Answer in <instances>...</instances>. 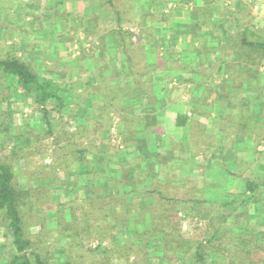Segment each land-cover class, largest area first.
I'll return each mask as SVG.
<instances>
[{
  "label": "rangeland",
  "instance_id": "374dc122",
  "mask_svg": "<svg viewBox=\"0 0 264 264\" xmlns=\"http://www.w3.org/2000/svg\"><path fill=\"white\" fill-rule=\"evenodd\" d=\"M67 1L69 4L66 5ZM90 1L91 0H86V2L82 0H0V59L10 56L19 57L20 59L23 58L30 63V66L37 75L42 78L56 80L58 86L68 89L65 98L66 96L69 97L65 100L67 105L63 112L65 115L63 121L66 124L63 125L66 126L69 131L75 130V126L71 119L66 118V115L68 114V111L73 108V100L79 101L80 96H82L83 93V87L80 88L77 85L79 78L78 74L81 73V70L78 68L76 57L83 52V54H85L83 57L87 59L86 63L89 62V64L92 65L96 53L100 51L102 55L100 58L101 62H98V60L95 62L97 67L98 63L101 65L107 63L109 64V68L104 70V72L102 71V75H100L97 70L98 68L95 67L94 69L93 66L92 74L99 77L101 82L108 78L109 75L107 73L111 72L112 68V62L110 61L111 56L109 54L110 43L106 38L108 32L112 31L110 29L115 26V14L110 12L108 4H105L104 7H98L96 5L92 6L94 7L92 11L99 12L100 21L105 28L100 31H95L92 35L85 34L81 20H84L83 18H85L84 13L86 8L88 10L90 4L93 5ZM113 1L115 2L113 8L117 9L118 13H124L126 11V5L129 6L127 0ZM90 9L92 8L90 7ZM65 11L69 12L68 17L65 15ZM243 12L245 13V16L247 15L244 22L245 26L248 28L250 27L254 31H258L259 35H262L258 38L264 40V14H258L259 17L257 16L258 18H256L250 8L246 5ZM126 16L128 17V14ZM134 17L136 16H132L131 18L134 19ZM65 20L67 22H65ZM132 22L133 21L126 20L125 18V20L119 23L118 29L120 28L122 32L124 30L129 31L130 27L134 29L135 26L133 27L132 24L134 23ZM113 31L117 32L118 30L113 29ZM252 38V36H246L247 40ZM137 41L138 38L135 40L130 39L131 43L128 44V41L126 43L131 49H133ZM103 57H105L104 61ZM170 58L171 57L166 58V61L171 62ZM63 64L64 66L62 68L64 69L61 72L62 68L60 67ZM166 65L170 68L169 64ZM1 85L2 84L0 83V86ZM5 85L10 87V79H5ZM105 86H108V84L106 83L104 85L100 83L95 87H99L98 91L102 90L101 88H103V91H106ZM11 87H14L15 89L12 96H8L5 99L0 97V159L9 161L10 150L15 146L24 148V151L26 152L31 151L28 156L31 164L30 168L24 163V158H17V160L12 162V167L16 176V184L18 188L22 190L34 187V180L29 179L28 177L29 171L31 172L35 167H42L43 169L47 168V170H49L50 166H53L52 156L55 158L53 153H57L54 151L56 146L53 144L51 138H46L35 143L32 148L38 147V151L30 150L28 146L30 144L28 140L29 135L27 132L32 129H36L39 133L42 132V113L40 112V107H38L32 99L19 92L15 84L11 85ZM90 90L93 91V88L90 87ZM113 92H115L116 97L114 100L117 105L114 107L115 110L109 113V116L112 118L110 121L109 134L103 136L102 133L104 132L102 130L99 134L100 137H103V142L108 143L107 145L110 149H104L101 145L99 148L100 153L95 154V156H99L102 160L107 157L108 150L114 152L116 149L113 162L109 164L107 160L105 161L106 170L104 172L106 176H117L123 179L125 184L129 186H124V188L129 191V189L135 185L132 175L133 171L137 169V165L133 162L137 158L141 159V163L143 161L145 162L146 159L144 158L145 155L138 152L134 141L131 140L134 133L128 131V128H125L127 125L125 124L123 128L121 127V130L125 135H127L128 132V139L127 136L123 139L117 135V127L115 126L121 115H127L130 120H132V124L135 123V125L138 126L141 124L138 117V119L132 118V111H134L133 108L135 107H131L125 103V101L131 96V93L129 91L123 92L121 90ZM11 93L12 92L9 91L7 95H10ZM1 94L2 92H0V95ZM100 94L101 96L103 95L102 101H99L101 105L108 101L109 96L105 97L104 93L101 91ZM71 97H73V100ZM77 97L79 100H77ZM84 109L81 108L78 112L81 115H84L85 112H87L84 111ZM128 109L129 111L126 112ZM90 111L91 108L89 109V113H92V111ZM3 126H12L13 129L3 132ZM138 126H136V130L134 131L136 134L140 135L141 132L137 133ZM107 128L108 127H102L103 130ZM20 133L23 135L25 134V137L19 135ZM238 134L239 133L237 132H231L230 140L226 143V146L228 147L227 149L231 150L233 157H236L234 158V164L228 162L224 163L222 160L220 161V155L217 154V150L221 149H215L214 147L209 149L215 151L209 156V164L206 165L205 161H207L208 155H198L200 154L201 149H204L205 146H209V137H204V135L202 136L201 134L200 137L198 133L196 135L198 143L195 147L193 145L190 149L191 155H185L182 153L177 158L179 160H185L186 165L183 163L180 164V162L176 163L178 160L174 157L173 153H169L165 157L161 153L156 155L158 156V162L163 161L161 165H164L161 168V165L159 166L158 163L156 165L155 162L153 163V166L157 168L155 173H157L161 179V182L158 183V189L163 191V194H165L166 197L171 196L176 199H188L186 201L177 200V202H171V204H168L169 208H174L180 219L181 231L178 233L182 238L180 241L182 242V246H189L193 241H202L205 243L209 238V235L212 233L217 232L216 236L218 237L219 232H225L227 234L221 236L218 240L221 244L215 249L216 251L219 249L218 253L220 256H225L228 253L227 249H229V244H233L234 248L237 247V243L235 244L233 241L229 240V234L232 236L236 235L233 228L237 229V231L239 228L241 229L242 232L238 233L239 236L242 235V237H249V235L253 236L254 233H259L264 239V225L259 224L260 221H264V135L262 138L259 137L261 138L259 140V138L256 139V137L261 135V133L242 132V134L246 135V139H254L252 142L254 146L252 149H249L239 148L237 146H235V148L232 147L233 143L236 141L235 137ZM190 135L189 138L195 140V134L193 133ZM169 140L170 142H173V140L168 137L167 141ZM126 144L129 146L128 149L127 146H125ZM60 150H58V155L60 154ZM174 150L176 149L171 148L172 152H174ZM237 154H239V156H237ZM151 156L152 155L145 157ZM87 157L89 158L90 155H87ZM151 159L154 158L151 157ZM93 162L96 161L93 160ZM145 163L146 170L144 174H147L151 181L153 177L149 169L150 165L148 166V163ZM120 165L122 167L121 169L119 167ZM81 167L82 166L78 168V171L77 169L71 168L70 172L65 176V181L61 188L54 185L49 189L53 199L67 202L73 199V194L78 198H84L85 191L83 186L85 187L86 183L87 185L90 183L91 177L85 176L79 172ZM57 176L59 178L63 177L61 172H58ZM110 176L107 177L111 178ZM243 179H249L262 185L263 188L261 193L256 197L255 203H249L246 205V208L240 207L232 212L231 216L221 226V229L217 230L216 227L221 224L218 223L215 214L219 205H216L215 203L227 202L231 199L233 194L243 193ZM103 185V194H106L109 187L107 183H103ZM124 188H117V190L111 191L110 193H120ZM71 191L73 192L72 194ZM134 196L140 200L142 206L147 202H152L149 197H143L142 195H139V193H134L132 197ZM196 198H198V200H208L209 205L198 202L196 203ZM45 215L46 228L49 230L47 237H45V245L49 247L48 249L50 252L53 250L54 257L62 260L65 255L64 251H66L65 249L69 237H67L66 241L61 243H57V241L55 242V232L51 230L55 227V219L49 218V215L47 214ZM233 220H235V222H233ZM99 223L100 230H103V219L100 220ZM76 227L80 230L82 224L79 223ZM83 227L86 228V225H83ZM246 229L252 234H246ZM29 230L32 234H35L39 229L38 226L32 225ZM83 230L84 229H82V231ZM132 231H134V226L132 221H130L128 223V232L131 234ZM117 233L120 235L122 232L118 231ZM5 241H11V236L5 229L3 216L0 215V243ZM77 241L81 246L80 248H77L75 242L71 244V241H69L70 247H68L70 253L77 256V259L73 261L75 264H94L95 258L99 260L101 256L108 255V250L105 253H100L98 250L92 252L93 250L91 249L97 244L96 237L95 240H91L88 244L85 243V240L84 242H79L80 240ZM254 242L256 243V241ZM262 242H264V240ZM262 242L256 244H261ZM102 246L105 249H108V242H103ZM260 255L261 257H264V251H262ZM212 258H207L208 263ZM173 264H185V260L179 257Z\"/></svg>",
  "mask_w": 264,
  "mask_h": 264
},
{
  "label": "trees",
  "instance_id": "16d2710c",
  "mask_svg": "<svg viewBox=\"0 0 264 264\" xmlns=\"http://www.w3.org/2000/svg\"><path fill=\"white\" fill-rule=\"evenodd\" d=\"M82 1L86 2V0ZM90 2L93 5H88L89 10L84 13V20H81L84 33L88 35L105 28L100 21L99 12L92 11L90 7L94 8L92 7L94 5L104 7L108 4L115 18L119 15L118 10L113 8L115 6L113 0H91ZM195 12L196 8L190 11L192 14ZM118 22H120L119 17ZM114 34L118 39L116 42L119 47L127 45V41L128 44L131 43V33L128 30L122 32L119 28L117 32L114 31ZM243 42L247 48L254 47L256 50H261L262 55L264 54V40L259 38L246 40L245 37ZM123 52L128 58L126 50ZM83 56L85 54L81 52L76 57L78 68L81 71L86 70L83 65H86L87 59ZM108 65L103 63L102 66L97 67L100 75L102 71L109 68ZM7 78L10 79V87L5 85ZM0 83L2 84L0 86L2 99L14 94L15 89L11 85L15 84L19 92L32 99L40 107L42 132L39 133L36 129L27 132L30 150L38 151V147L32 148L34 144L51 138L56 146L54 151L57 153H53L55 158L51 155L53 166H50L49 170L35 167L31 172L29 171L28 177L34 180V187L22 190L16 184L12 162L17 158H24V163L30 168L28 156L31 151L26 152L24 148L15 146L10 150L9 161L0 159V215L3 216L5 229L11 236V241L0 243V264H75L73 261L77 259V256L68 250L69 241L71 244L75 242L77 248H80L77 240H80L79 242L85 240L88 244L91 240H95V237L97 244L91 249L92 252L98 250L100 253H105L108 250V255L101 256L99 260L95 258L94 264H173L179 257L185 260V264H264V257L260 255L264 251V242H262L264 239L259 233H254L249 237L239 236L238 233L242 232L240 228L238 231L233 228L236 235L229 234V240L237 243V247L234 248L233 244H229L228 253L225 256H220L219 249L215 250L221 244L218 240L227 234L225 232H219L218 237L217 232L212 233L205 243L193 241L189 246H182L180 242L182 238L178 233L181 231L180 219L174 208H169L168 204L177 202V200L186 201L187 198L166 197L163 191L158 189V183L161 182L160 177L154 172L153 174L157 176L152 175L153 178L150 181L148 175L144 174L146 163L144 161L141 163L140 158L133 162L137 165L132 175L135 185L127 191L124 186L128 185L123 179L107 175L111 177L109 178L104 172L106 170L105 161L107 160L109 164L113 162L116 149L114 152L108 150L107 157L99 162H93L87 157V155L99 154L101 145L104 149H110L108 143H104L103 137L99 134L101 130L104 132L103 136L109 134L112 120L109 113L115 110L114 107L117 105L114 98H108L104 104L91 107L92 113L88 110L81 115L78 110L84 106V102L78 97L79 101H74L71 97L73 108L68 111L66 118L72 120L75 130L69 131L63 125L66 124L63 121L65 119L63 112L67 105L65 100L69 96L65 98L66 91L53 80L37 75L29 62L13 56L0 59ZM9 91L12 93L7 95ZM111 93L115 94L112 91ZM128 111L129 109L126 110ZM180 121L181 117H178L177 124H181ZM125 124L128 131L132 127L136 128V125L132 124V120L127 115H121L119 121L117 120L115 126L117 135L123 139L127 136L128 139V132L125 135L121 130ZM102 127L108 128L103 130ZM10 129H13L12 126H3L2 131ZM19 135L25 137V134L20 133ZM125 146L129 148L127 144ZM58 150H60L59 155ZM161 164L162 162H158L159 166ZM80 166H86L87 173L91 177L90 183L83 186L84 198H78L73 194L71 201L61 202L53 199L49 189L54 185L61 188L71 168L78 171ZM163 166L161 165V168ZM119 167L122 168L121 165ZM58 172L62 173V178L57 176ZM103 183H107L109 187L106 194H103ZM243 183V193L233 194L227 202L215 203L219 205L215 214L218 223L221 224L216 227L217 230L221 229L232 212L240 207L246 208L249 203H255L256 197L263 188L262 185L249 179H243ZM120 187L124 188L120 193H110ZM134 193L149 197L152 202H147L142 206L139 199L132 197ZM195 202L209 205L206 199L196 198ZM45 214L55 219V227L51 229L55 232V242L61 243L69 237L62 260L54 257L53 250L50 252L49 247L45 245V237L49 232L46 228ZM102 219L104 229L100 230L99 222ZM130 221L134 226L131 234L128 232ZM79 223L82 224L80 230L76 227ZM259 224L264 225V221H260ZM32 225L38 226L39 230L35 234L29 230ZM83 225H86V228ZM118 231L122 233L119 235ZM245 233L252 234L248 229ZM105 241L108 242V249L102 246ZM254 241L262 243L256 244ZM208 257L212 258L209 263Z\"/></svg>",
  "mask_w": 264,
  "mask_h": 264
},
{
  "label": "crops",
  "instance_id": "0c3cea01",
  "mask_svg": "<svg viewBox=\"0 0 264 264\" xmlns=\"http://www.w3.org/2000/svg\"><path fill=\"white\" fill-rule=\"evenodd\" d=\"M127 3L126 11L116 14L115 26L106 38L113 63L108 78L101 82L92 74L93 66L94 69L97 67L95 62H101L100 51L92 65L87 62L83 65L86 70L78 72L77 85L83 87L82 108L88 111L100 105L103 97L100 91L108 98L116 97L111 91H129L131 96L125 103L135 107L132 118L138 117L141 124L136 125L140 135L135 133V127L130 128L129 131L134 133L131 140L140 154L154 158L144 156L153 177L157 170L153 163H158L156 155L161 153L165 157L173 153L176 159L182 153L191 155L190 149L198 143L197 133L209 137V146L204 144L205 148L198 155H208L206 165L215 151L209 149L214 147L221 149L217 150L220 161L234 164L236 157L226 146L231 132L239 133L234 148H253L254 139H246L242 132L261 133L256 139L264 135V54L254 47L247 48L243 42L247 35L255 39L262 36L244 23L247 18L243 12L245 5L256 18L259 17L251 2L127 0ZM193 8H196L194 14L190 13ZM68 14L65 11L67 17ZM132 16L136 17L132 19ZM118 17L120 22L126 18L134 23V29L129 28L131 39L138 38L133 49L128 45L119 47L116 42L113 29L118 30ZM169 57L171 62L166 61ZM98 66L102 65L98 63ZM98 82L108 84L106 91L103 88L98 91L99 87H95ZM61 89L68 91L64 87ZM178 117H181V124H177ZM193 133L195 140L189 138ZM168 137L173 142L167 141ZM171 148L176 150L172 152ZM89 159L101 160L99 156ZM177 160L176 163L186 165L185 160ZM79 172L89 176L86 166Z\"/></svg>",
  "mask_w": 264,
  "mask_h": 264
},
{
  "label": "built area",
  "instance_id": "2783aa9c",
  "mask_svg": "<svg viewBox=\"0 0 264 264\" xmlns=\"http://www.w3.org/2000/svg\"><path fill=\"white\" fill-rule=\"evenodd\" d=\"M252 3V9L256 14H264V0H249Z\"/></svg>",
  "mask_w": 264,
  "mask_h": 264
}]
</instances>
